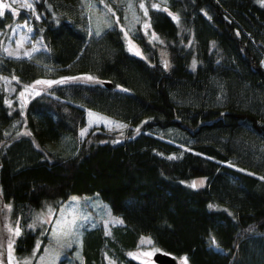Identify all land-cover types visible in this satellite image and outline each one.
I'll return each mask as SVG.
<instances>
[{
  "label": "trees",
  "instance_id": "obj_1",
  "mask_svg": "<svg viewBox=\"0 0 264 264\" xmlns=\"http://www.w3.org/2000/svg\"><path fill=\"white\" fill-rule=\"evenodd\" d=\"M32 7L35 14L21 8L0 16V30L27 17L43 44L29 56L0 50V73L13 86L39 77L52 82L25 98L20 111L8 108L0 80V199L8 215L22 223L44 201L94 193L122 222L109 234L88 229L87 264H104L102 248L124 264H159L125 253L141 234L189 264H264V5L149 6L148 25L167 67L140 30L141 55L127 50L115 23L88 34L79 0H32ZM83 106L138 130L128 126L116 137L91 127L71 153L47 148L75 137ZM165 127L182 140L153 131ZM194 176L203 183L183 181ZM37 230L21 227L12 236L16 254L31 248Z\"/></svg>",
  "mask_w": 264,
  "mask_h": 264
},
{
  "label": "rangeland",
  "instance_id": "obj_2",
  "mask_svg": "<svg viewBox=\"0 0 264 264\" xmlns=\"http://www.w3.org/2000/svg\"><path fill=\"white\" fill-rule=\"evenodd\" d=\"M82 11L86 18V29L88 34L97 33L105 25L115 23L121 30L122 39L127 50L142 54L141 49L135 41L137 30L154 45L157 60L164 66H168V58L162 41L149 27L145 9L149 6H157L168 10L166 0H79ZM264 5V0H255ZM0 3L10 5L6 8L12 12L29 7L32 0H0ZM143 4L144 8L140 5ZM35 14L34 8H29ZM4 10V9H3ZM148 25L146 28L145 25ZM155 36V38H154ZM43 46L38 35H32L30 23L27 17L15 20L0 30V50L7 54L29 56L33 51ZM264 65V62H263ZM86 78L85 76H78ZM91 77V76H88ZM87 79V78H86ZM0 80L4 90V101L8 108H15L21 111L22 103L31 94L45 88L47 83H37V81L48 82L49 78H36L30 82H20L13 86L10 75L0 73ZM90 80H93L90 79ZM84 123L77 128L75 137L66 134L54 141L45 144L47 148H52L61 153H71L75 144L82 138L81 132L91 127H101L103 130L118 132L116 137H121L126 133L129 126L117 117L97 111L89 106H83ZM102 117L97 120L94 116ZM91 121V126H89ZM111 121L112 123H107ZM15 123V121L13 122ZM21 123V122H19ZM17 124V122H16ZM124 125L125 127H116ZM131 132L138 130V124L129 126ZM17 129L24 132V128L19 125ZM153 131L165 136V139L177 142L182 140L179 131L172 127L155 128ZM178 143V142H177ZM182 147L184 144L179 143ZM168 155H171L169 153ZM183 181L188 184H200L203 176H194ZM9 206L0 199V264H87L83 248L88 246V239L91 235L88 229L100 227L102 234H109L110 225L122 222L117 214L109 211L106 203L96 194H70L64 200L50 202L44 201L37 208L31 210L24 222L20 223L21 217L8 215ZM21 227L35 229L38 232L33 245L22 254H16L13 250L11 238ZM95 231V230H94ZM92 232V231H91ZM85 233V234H84ZM44 235L46 238H44ZM142 240H151L147 234H141L134 247L125 250V253L143 263L152 261L151 255L155 248L154 244L141 243ZM95 261L93 256L89 257ZM101 258L104 264H124L116 261L105 248L101 249ZM175 264H183L184 255L174 256ZM187 264H189L187 262Z\"/></svg>",
  "mask_w": 264,
  "mask_h": 264
},
{
  "label": "snow or ice",
  "instance_id": "obj_3",
  "mask_svg": "<svg viewBox=\"0 0 264 264\" xmlns=\"http://www.w3.org/2000/svg\"><path fill=\"white\" fill-rule=\"evenodd\" d=\"M13 2L15 3L16 0H13ZM25 6L31 8L32 5L31 4H26ZM9 7H10V5L7 4V3H0V16H2L4 14L3 9L9 8ZM140 7L144 8V5L141 4ZM145 12L147 13V9H145ZM173 19H177V17H173ZM145 27L147 28L148 25L146 24ZM154 38H155V36H154ZM10 55H11V53H10ZM87 79H92V77H87ZM37 83H49V84H51L52 82L37 81ZM56 83H60V82H56ZM89 115L90 116H94L97 120L103 119L102 117L95 116V114H93V113H89ZM107 123L111 124L112 122L108 121ZM89 126H91V121H90ZM116 127H125V126L124 125H116ZM86 133H87V129L82 130L81 136L83 137ZM200 183L202 184L203 181H200ZM196 186H197L196 182H193L192 187H196ZM119 222L120 221H117V223H119ZM19 234H20L19 230H17L16 235H19ZM141 243L142 244L143 243L151 244L152 242H151V240H146V241L142 240ZM157 251H159V250H157ZM151 254L152 253H147V255H151ZM183 264H187V258H183Z\"/></svg>",
  "mask_w": 264,
  "mask_h": 264
},
{
  "label": "water",
  "instance_id": "obj_4",
  "mask_svg": "<svg viewBox=\"0 0 264 264\" xmlns=\"http://www.w3.org/2000/svg\"><path fill=\"white\" fill-rule=\"evenodd\" d=\"M103 82L105 84H109V81H103ZM151 259L153 262L159 263V264H175L174 256L160 249H156L152 252Z\"/></svg>",
  "mask_w": 264,
  "mask_h": 264
}]
</instances>
